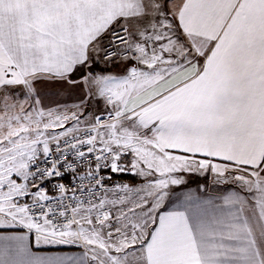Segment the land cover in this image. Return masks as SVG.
<instances>
[{
    "label": "snow or ice",
    "instance_id": "snow-or-ice-1",
    "mask_svg": "<svg viewBox=\"0 0 264 264\" xmlns=\"http://www.w3.org/2000/svg\"><path fill=\"white\" fill-rule=\"evenodd\" d=\"M0 264H264V0H0Z\"/></svg>",
    "mask_w": 264,
    "mask_h": 264
},
{
    "label": "rangeland",
    "instance_id": "rangeland-1",
    "mask_svg": "<svg viewBox=\"0 0 264 264\" xmlns=\"http://www.w3.org/2000/svg\"><path fill=\"white\" fill-rule=\"evenodd\" d=\"M190 181L194 182V181H198L201 183H208L211 186V177H208V179L206 180L203 176H199V175H194L192 177H190Z\"/></svg>",
    "mask_w": 264,
    "mask_h": 264
},
{
    "label": "crops",
    "instance_id": "crops-1",
    "mask_svg": "<svg viewBox=\"0 0 264 264\" xmlns=\"http://www.w3.org/2000/svg\"><path fill=\"white\" fill-rule=\"evenodd\" d=\"M207 183V182H206ZM202 184H205V183H201V182H196V181H194V182H190V184L188 185L190 188H192V189H196L197 188V186L198 185H202ZM208 184V183H207ZM210 186V185H209ZM211 187V186H210Z\"/></svg>",
    "mask_w": 264,
    "mask_h": 264
}]
</instances>
